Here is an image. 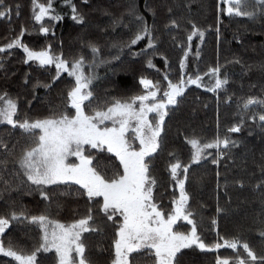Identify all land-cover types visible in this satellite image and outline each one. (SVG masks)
<instances>
[{
	"label": "trees",
	"instance_id": "16d2710c",
	"mask_svg": "<svg viewBox=\"0 0 264 264\" xmlns=\"http://www.w3.org/2000/svg\"><path fill=\"white\" fill-rule=\"evenodd\" d=\"M39 2L47 3V0ZM72 3L83 18L82 24L72 20V10L65 0H53L55 14L62 16V19L56 21L48 18L45 23L34 20L32 0H5L6 7H11L12 12L10 19H0V46L20 37L24 44L35 51L44 50L50 45L52 55L62 54L65 60L72 62L81 56H87L89 43L95 44L111 72L94 85L92 91L95 99L88 105L87 111L111 102L114 98L127 99L140 94L143 91L139 84L142 76L159 82L162 90L167 88L168 81L164 79L166 74L170 80L178 82L181 78L179 62L183 50L177 44H188L186 37L191 31L188 21H194L205 31L203 42L194 37L184 71L187 75H203L210 67L219 63L228 75L229 82L225 85L226 90L216 93L207 90L209 85L207 88L192 85L179 98V104L170 110L164 124L162 150L150 160L152 175L158 181L155 189L157 203L162 204L164 209L170 208L175 188L167 170L169 153L176 152L182 162L188 164L191 146L186 143V136H195L204 142L217 136H229L238 142V147L228 150L218 166L212 163L216 149L208 150L211 155L206 160L191 166L187 174L190 208L196 214L198 232L207 244L223 243L219 237L231 239L239 236L257 254H264V240L259 236V231L264 229V197L255 189L261 180L259 165L264 163V131L258 126V114L264 112V107L253 108L247 114L239 133L228 132L230 127L240 122L238 105L242 100L248 97L264 99V70L261 68L264 65V19L250 20L246 17L223 15L218 11L219 0H88L87 4L84 0H72ZM131 3L136 5L137 11L149 25H155L158 54L152 57L154 67L147 66L150 53L142 56L132 54L145 48L147 39L133 46L131 52L127 48L121 51V45L136 31L134 17L127 13ZM146 3L154 10V16L152 11L145 8ZM169 8L172 9L171 13ZM173 19L177 20L179 28L169 30L165 26ZM41 24L49 29L47 34L40 32ZM21 29H24L22 36ZM173 36L176 37L175 41ZM120 55L122 57L118 58ZM24 59L25 54L19 47L0 53V92L7 91L18 101L16 118H43L49 114V108L58 107L64 102L73 82L63 75L51 90L34 88L37 81L51 82L56 75L55 70L52 65L41 66L33 61L25 64ZM110 59L114 60L112 64H108ZM237 59L240 63H235ZM26 79L28 83H25ZM209 80L208 76H204L202 81L212 85L213 82L210 83ZM253 113L257 114L256 122L248 118ZM0 140L7 142L9 149H13L15 145L13 151L16 155L27 143V137L18 128L13 130L10 125H0ZM102 157V163L109 167L112 163L118 164L109 153H103ZM107 157L111 159L108 160ZM4 159L8 160L7 171L0 168V175L11 182V189L4 191L0 197V215L8 214L13 203L17 210L22 205L32 215L50 212L63 223H72L87 214V199L76 195V185L71 188L64 185L52 187L50 206L38 193L25 195L23 191H16L18 181L13 175L16 170L13 157L7 156L0 149V160ZM4 187L0 182V189ZM69 192L71 195H61ZM93 207L98 208L96 205ZM218 207L222 210L219 213ZM96 217L101 228L96 232V238H86V255L92 264H111L114 255V230L100 221L98 211ZM213 219L217 221L216 225L212 224ZM39 237L36 226L13 223L0 236V241L5 246L11 241L17 250L30 252L38 243ZM184 251V264H215L217 256L223 258L225 253L232 256L234 253L224 247L211 252ZM38 258L41 264H55L54 253L41 254ZM10 260L11 258L0 255V264H8ZM147 261L150 259L146 255L137 257V264H145ZM11 264H15V261H11Z\"/></svg>",
	"mask_w": 264,
	"mask_h": 264
},
{
	"label": "snow or ice",
	"instance_id": "6c2138e0",
	"mask_svg": "<svg viewBox=\"0 0 264 264\" xmlns=\"http://www.w3.org/2000/svg\"><path fill=\"white\" fill-rule=\"evenodd\" d=\"M72 10V20L82 24L83 18L78 14V9L72 0H65ZM87 4L88 0H84ZM145 8L154 10L146 3ZM171 13L172 9H168ZM218 11L229 17H246L250 20L264 19V0H220ZM11 7H6L5 0H0V19L11 17ZM32 12L35 21L40 22L46 16L50 20L59 21L62 16L55 14L53 0L41 3L32 0ZM127 13L134 17L136 31L133 36L121 45V51L132 47L140 41L147 39L145 48L133 52L134 56L148 55L147 66L154 67L152 57L158 54V47L154 35L155 25H149L145 17L137 11L134 3L129 4ZM19 15V6H17ZM219 23V16L217 17ZM191 31L188 33L187 46L183 42L177 47L183 50L180 59L181 78L173 82L168 75L167 88L161 89L159 82L141 77L139 84L143 91L127 99H113L104 105L96 106L87 111L88 105L95 99L92 88L95 76L91 69L97 66L99 48L92 43L88 47L93 54L89 73L85 74V61L79 59L69 62L63 55H52L51 46L35 51L22 42L20 37L13 39L9 44L0 46V53L14 47H19L25 54L24 63L38 61L41 66L55 65L56 75L51 82L37 83L33 86L44 87L51 90L60 79L61 73L66 72L74 79V85L67 91L66 99L58 107L49 108V114L43 118L23 120L18 116V101L13 99L7 91L0 92V125H10L13 130L19 129L27 137L24 146L18 155L9 149L7 142L0 140V149L7 156L13 157L16 170L13 175L18 181L16 191H23L25 195L38 193L43 201L52 203L50 189L64 185L71 188L79 186L76 195L86 197L89 205L87 214L72 223H63L54 218L50 212L32 215L20 206L17 210L15 203L10 205L6 215H0V235L15 224L23 226H36L40 237L38 243L30 252L23 249L17 250L11 241L8 245L0 241V255L11 258L15 264H41L38 258L41 254L53 253L55 264H92L87 257V245L84 233L99 232L96 212L100 213V221L114 230L112 248L114 255L111 264H137V257L147 256L152 264H184L186 252L184 250H200L211 252L222 247L232 249L236 254L234 259L216 257L215 264H264V254H257L247 241H242L239 236L231 239L219 237L223 243L207 244L198 232L195 212L190 208V196L186 190L185 181L193 164L206 160L216 149L212 163L219 165L228 150L238 147V142L229 136H217L211 141L204 142L198 137H185L191 146V156L188 164H184L176 152L169 153L168 172L174 181V188L178 189L179 196L173 193L171 208L165 210L162 204L157 203L155 189L157 179L152 175L150 160L153 154L158 153L163 147L165 117L169 114L170 106L179 104V98L185 94L189 85L201 87L204 76L214 80L208 91L213 93L226 90L228 75L222 66L217 63L210 67L203 75H187L184 71L186 60L191 51L194 37L201 42L205 39V31L189 20ZM167 29L179 28L177 20L173 19ZM217 38L219 39V26L217 25ZM48 28L41 24L40 32L47 34ZM24 29H21V36ZM173 41L176 37H172ZM199 57V48L197 50ZM99 63H105L100 60ZM167 63V61H166ZM235 63H240L237 59ZM251 68V66H249ZM264 70V65L261 66ZM187 76V79L184 77ZM25 83H28L27 79ZM163 91L162 95L159 93ZM85 102H88L87 104ZM264 107V99L248 97L238 105L240 122L228 129L229 133H239L241 126L246 122L247 114L253 108ZM152 114V115H150ZM251 118L257 121V114ZM258 126L264 131V112L258 114ZM112 154L117 163L111 167L102 163L103 153ZM74 158V159H73ZM106 159L110 160V157ZM264 160V154H262ZM8 160H0V168L7 171ZM261 180L255 186L264 197V163L259 165ZM183 176V178H181ZM219 176V172H217ZM0 182L5 187L0 189V197L4 191L11 189V182L0 175ZM219 187V184H218ZM241 187L243 184L241 183ZM71 195V193H61ZM94 205L98 208L94 209ZM59 207V205H58ZM222 211L219 207L217 212ZM180 221L191 225L189 231L179 230L184 227ZM217 221L212 220L216 225ZM264 223V221H262ZM259 236L264 240V229L259 231ZM242 249V253H241ZM246 253V256L243 254Z\"/></svg>",
	"mask_w": 264,
	"mask_h": 264
},
{
	"label": "rangeland",
	"instance_id": "374dc122",
	"mask_svg": "<svg viewBox=\"0 0 264 264\" xmlns=\"http://www.w3.org/2000/svg\"><path fill=\"white\" fill-rule=\"evenodd\" d=\"M220 1V0H219ZM46 19H48V17L46 16V18H44L42 21H40L39 23H42V22H46L47 20ZM87 51H88V55L87 56H85L84 57V61H85V69H84V71H85V74H88L89 73V65H91L92 64V60H93V54H92V52H91V49L90 48H88L87 49ZM122 54H125L124 52H121ZM119 57H122V55H120V56H118V58ZM100 60H103L102 58H101V54H100V52H99V56H98V58H97V66H95V67H93L92 69H91V72L93 73V75L95 76V79L93 80V87H94V85L96 84V83H99L100 81H102V79L104 78V76L106 75V76H108V74H110V72H111V69L110 70H108L107 69V67L109 66V65H107V62L105 61V60H103V61H105V63H99V61ZM109 61V63L108 64H112V62H114V60L113 59H110V60H108ZM73 62V61H72ZM33 63H37V64H39V62L38 61H33ZM71 63V62H70ZM53 66V69L55 70V73H56V69H55V65H52ZM63 75H65L66 77H68L72 82H73V85H74V79L72 78V77H69L68 76V74L66 73V72H62L61 73V76H63ZM185 79H187V77L185 78ZM208 79H211V78H209L208 77ZM209 82L211 83V82H213L214 83V80L213 79H211V80H209ZM209 85V87H210V85L211 84H209L208 82H201V87H203V88H207V86ZM190 86H192V85H189L187 88H189ZM193 86H196V85H193ZM212 86V85H211ZM208 87V88H209ZM187 88L185 89V91L187 90ZM93 89V88H92ZM163 94V92L161 91L160 93H159V95H162ZM117 99H121V98H117ZM123 99V98H122ZM86 104L88 103V102H85ZM173 107H175V106H170V110L173 108ZM169 110V112H171ZM150 115H152V114H150ZM169 115V114H168ZM167 115V116H168ZM167 116L165 117V120H166V118H167ZM162 135H163V133H162ZM155 154V153H154ZM153 154V155H154ZM112 155V154H111ZM74 159V158H73ZM181 178H183V176L181 177ZM175 183V182H174ZM185 184H186V190H187V187H188V185H189V181H187V179H186V181H185ZM77 186V185H76ZM79 187V186H78ZM175 192H176V196L178 197L179 196V191H178V189H175ZM190 202V201H189ZM170 208H171V203H170ZM170 208H168V209H165V210H169ZM180 224H182V225H184V227L183 228H181V229H179V230H183V231H189L190 229H191V225H187L186 224V222L185 221H180L179 222ZM100 224L99 223H97L96 225H94V227L95 226H99ZM101 226H102V224H101ZM101 228V227H100ZM1 236V235H0ZM95 237L96 236V232H92V233H84V237H85V242L87 243V241H86V238H88V237ZM96 238V237H95ZM97 240V239H96ZM95 240V241H96ZM198 250V249H197ZM232 252H233V250L232 249H230ZM198 251H200V250H198ZM54 253V252H53ZM224 256L225 257H223V258H229L230 260L231 259H234L235 258V255H234V253H233V256L231 255V254H228V253H225L224 254ZM145 264H152V261L150 260V261H147V263H145Z\"/></svg>",
	"mask_w": 264,
	"mask_h": 264
}]
</instances>
